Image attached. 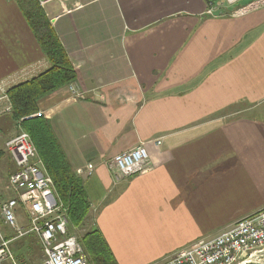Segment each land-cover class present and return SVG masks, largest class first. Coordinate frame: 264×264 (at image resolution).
I'll use <instances>...</instances> for the list:
<instances>
[{
  "label": "crops",
  "instance_id": "crops-1",
  "mask_svg": "<svg viewBox=\"0 0 264 264\" xmlns=\"http://www.w3.org/2000/svg\"><path fill=\"white\" fill-rule=\"evenodd\" d=\"M253 1L221 2L218 16L206 0L42 7L77 79L42 97L36 113L81 179L89 227L117 264L162 263L264 207V5ZM49 66L15 0H0V86L7 94ZM3 96L0 159L21 131ZM157 137L147 171L108 167Z\"/></svg>",
  "mask_w": 264,
  "mask_h": 264
},
{
  "label": "built area",
  "instance_id": "built-area-1",
  "mask_svg": "<svg viewBox=\"0 0 264 264\" xmlns=\"http://www.w3.org/2000/svg\"><path fill=\"white\" fill-rule=\"evenodd\" d=\"M43 7L54 0H36ZM232 0H206V13L222 15L221 2ZM239 0H236L237 2ZM264 0H254L249 7L263 6ZM3 97L7 94L0 86ZM73 94L79 93L72 88ZM11 111V105L7 111ZM42 115L35 113L25 117ZM161 137L140 141L132 148L114 155L108 163L116 175H134L147 171L150 166L148 144H161ZM6 149L16 163V170L8 176L7 184L15 196L0 205L5 225L14 231L10 239L0 236V264H21L10 248V242L29 232L35 233L43 257L34 264H91L77 237L68 232V217L54 190L52 178L46 172L37 150L26 131H20L6 143ZM88 174L92 167L86 168ZM84 170L77 169L81 174ZM25 211L29 228L21 226L16 210ZM159 264H264V207L254 214L236 221L219 234L201 239L180 249Z\"/></svg>",
  "mask_w": 264,
  "mask_h": 264
},
{
  "label": "trees",
  "instance_id": "trees-1",
  "mask_svg": "<svg viewBox=\"0 0 264 264\" xmlns=\"http://www.w3.org/2000/svg\"><path fill=\"white\" fill-rule=\"evenodd\" d=\"M15 2L50 66L30 80L7 90L11 116L20 129L29 134L46 172L52 178L54 190L66 209L68 225L72 228L81 227L89 218L90 211V203L81 179L68 164L47 120L42 115L25 118L37 112V102L42 97L76 81L77 72L38 2L36 0ZM81 241L91 264H117L99 230L86 231L81 236ZM28 249L32 248L29 246Z\"/></svg>",
  "mask_w": 264,
  "mask_h": 264
},
{
  "label": "rangeland",
  "instance_id": "rangeland-1",
  "mask_svg": "<svg viewBox=\"0 0 264 264\" xmlns=\"http://www.w3.org/2000/svg\"><path fill=\"white\" fill-rule=\"evenodd\" d=\"M249 0H239L236 4L234 5H229L227 6L229 10H232L236 8L237 6H242ZM75 82V81H74ZM74 82L68 84L71 85ZM16 129V128H15ZM22 131V129H20ZM18 131V130H16ZM24 131V130H23ZM9 154V153H8ZM11 156V154H9ZM16 163L13 159V157H3V159H0V178L1 176H5L10 174L11 172H14L16 170ZM5 179L4 182H0V187H2V193H0V205L7 199L15 196V193L9 188L8 184H5ZM6 186V187H5ZM17 214V220L19 224L25 228H29L30 225V220L28 214L23 211L22 209H17L16 210ZM89 218L85 220L84 224L81 227L77 228H72L70 225H68V232L74 236L77 237L78 241L82 245V248L84 250L82 241H81V236L91 228L89 227ZM14 231L12 228L9 226L5 225L2 219V216L0 214V236L4 238L10 239L12 236H14ZM38 239L35 233L29 232L25 234L24 236L12 240L10 242V248L12 252L14 253L16 259L21 263V264H34L40 262V260L43 257L42 250L40 248V245L38 244ZM31 247L32 249L29 250L28 247ZM85 253V250H84ZM32 262V263H31Z\"/></svg>",
  "mask_w": 264,
  "mask_h": 264
},
{
  "label": "water",
  "instance_id": "water-1",
  "mask_svg": "<svg viewBox=\"0 0 264 264\" xmlns=\"http://www.w3.org/2000/svg\"><path fill=\"white\" fill-rule=\"evenodd\" d=\"M236 0H232L231 2L233 3V2H235ZM224 2V1H223Z\"/></svg>",
  "mask_w": 264,
  "mask_h": 264
}]
</instances>
